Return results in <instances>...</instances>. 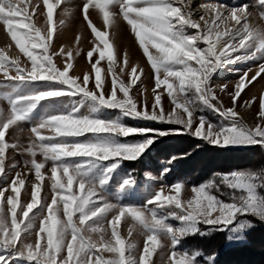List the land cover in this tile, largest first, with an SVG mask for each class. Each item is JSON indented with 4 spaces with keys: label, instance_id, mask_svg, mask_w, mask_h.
<instances>
[{
    "label": "snow or ice",
    "instance_id": "snow-or-ice-1",
    "mask_svg": "<svg viewBox=\"0 0 264 264\" xmlns=\"http://www.w3.org/2000/svg\"><path fill=\"white\" fill-rule=\"evenodd\" d=\"M22 2L0 0V23L16 48L30 61V67L22 66L19 56L9 59L0 49V71L7 78L6 82H0V100L9 106L7 110L0 108V179H8L5 161L9 159L6 152L11 148L30 156L24 160V167L34 171L35 181H29V187H25L28 177L17 171L11 183L0 188V264H11L14 258L26 260L29 264H152L151 257L162 237L171 241L172 264H200V257H203V264H215L214 255L204 256L201 251H177L176 248L183 238L204 234L201 224L227 232V239L233 242L246 239L249 230L257 226V221L264 224V194L258 191L264 189V170L214 173L205 183L193 185L191 198L183 202L180 197L186 182L176 181L167 185L175 195H166L163 186L159 191L154 189L155 176L151 177L153 183L149 184L150 196L142 206L112 204L103 193L110 174L120 163L138 159L160 135L188 133L220 147L264 146V124L249 126L236 111V103L243 90L264 73V63L251 78L247 71L241 75L235 91L229 93L232 107H224L211 83L213 74L225 64L264 59V25L250 23L252 14L247 4L232 7L204 5V14L197 20L190 7L191 0H86L83 4L85 20L99 41L87 52L95 73L96 89L89 90L91 73H85L82 79L69 75V69L73 67L71 50L66 53L68 59L63 61L65 66L62 70L53 62V56L61 58L65 50L61 48L59 52L49 54V49L54 48L52 42L56 32L54 12L61 0H42V5L40 0L30 5L29 0L21 7ZM29 5L32 15L42 21L40 26L33 22L28 12ZM90 6L102 14L105 29L116 24L117 16H122L130 25L155 73V86L152 88L155 99L151 108L146 101L138 107V101L130 95L132 86L143 73L142 68L138 73L137 66L131 67L129 83L113 75L111 89L106 91L98 65L106 58L108 72H114L113 61L119 53L109 43L108 31L98 30L88 19ZM256 6L262 10L260 16L264 18V0H257ZM63 11L68 14L67 8ZM59 24L63 25L64 20ZM189 29L195 31L189 34ZM94 53H98V58L92 62ZM123 60L126 65L127 53ZM9 69H13L15 75L10 76ZM120 73L126 74L124 67L120 68ZM37 81L59 86L20 94L21 86ZM161 88L167 92L173 105L167 112L161 106L162 94L157 91ZM226 88L227 85L221 86L220 91ZM118 91L123 93L122 98H118ZM59 96H80L82 101L70 110L34 124L31 133L35 139L30 140L26 148L6 142L9 129L27 121L40 101ZM86 101L91 102L92 109L81 115L80 107ZM254 101L255 97L245 103ZM260 105L259 116L264 117V95L260 97ZM100 107L118 109L122 114L137 119L182 127L168 130L130 128L118 121L98 118L94 113ZM205 109L216 112L221 121L214 124L203 115L196 117L197 112ZM45 128L54 129L55 135H42L40 130ZM86 134H91L92 138L77 139ZM135 134L146 138L132 144L113 139ZM38 154L43 157L39 162ZM177 159L174 156L165 163L171 165ZM49 161L50 203L41 197L45 179L42 169ZM109 161L111 163L103 167L102 178L93 179V171ZM16 167L15 163L10 165V169ZM170 171V167H164L160 177H165ZM221 185L231 191L227 194L221 192ZM134 186L135 179L129 175L120 184L121 189ZM22 189L30 198L24 203L21 202ZM224 195H227V201L220 198ZM153 204L160 209L174 205L179 211L158 213L149 207ZM34 209L38 211L34 212ZM109 212L115 214L108 221L111 233L110 238H106L104 222ZM125 216H130L143 230L142 252L136 243L120 234L119 224ZM170 217L180 221V226L168 223ZM128 236H132V229H129ZM32 237L34 241L30 242ZM105 253L110 255L106 257Z\"/></svg>",
    "mask_w": 264,
    "mask_h": 264
},
{
    "label": "rangeland",
    "instance_id": "rangeland-1",
    "mask_svg": "<svg viewBox=\"0 0 264 264\" xmlns=\"http://www.w3.org/2000/svg\"><path fill=\"white\" fill-rule=\"evenodd\" d=\"M29 2V0H23L21 3V7L24 6V3ZM86 0H61V4L56 8L54 12V23L56 25V32L54 35V48L49 49V54L51 55L53 52H59L61 48L65 51L62 54L61 58H57L53 56V62L61 68H64V60L68 59L66 53L68 50H71L73 56L71 58V63L73 67L69 69V75L74 77L83 78L85 73H91L89 78L88 88L89 90L95 89V73L91 67V63L89 58H87V52L91 51L99 41L96 40V37L91 31V28L88 26V21L85 20V13L83 11V4ZM187 2V0H186ZM31 3H36V0H30ZM42 5V0H40ZM224 5L226 7L232 6H241L247 4L249 6L248 11L252 14L250 17V23L255 26L264 25V18H261L260 12L262 11L260 8L256 6L257 0H191V9L194 13V18L199 20V16L204 14V5ZM29 5L28 12L32 15V8ZM68 9V14L65 15L63 9ZM118 11V9H117ZM88 19L91 23L100 31H108V41L113 44L114 51H118L119 56L114 58L113 68L114 72H108V64L109 62L105 58V60L101 61L98 65L101 67V80L102 83L106 85V91H110L111 89V80L113 75H116L119 80H123L125 83H129L132 78L130 74V70L132 66L138 67L139 69H143V73L140 74V80L136 81V84L132 86L130 90V95L134 97L135 100L138 101V107H142L144 102L146 101L149 108H151L152 103L154 102V95L152 93V88L155 86V73L151 68V65L147 61V57L143 54V50L140 48L138 41L135 38V34L131 31L130 25L127 24L126 21L123 20L122 16L116 17V24L114 26L108 27L105 29L103 25V17L102 14L99 13L98 9L90 6L88 10ZM32 20L38 26L41 25L42 21L37 19L35 15H32ZM64 20V24L60 25L59 21ZM202 23V22H201ZM223 27V26H222ZM189 34H192L195 30L189 29ZM115 33V35L113 34ZM79 37V40H77ZM11 44V47H9ZM201 46H204L201 43ZM100 47H103L101 44ZM0 49H3L9 59L19 56L20 63L22 66L28 65L30 67V61L27 60L26 57L22 53H20L19 49L16 48L14 42L11 41L10 37L7 36L6 30L2 23H0ZM155 52L154 49H152ZM79 53V54H77ZM127 53L128 55V63L125 65L123 56ZM239 54V53H238ZM98 58V53H94L91 61L94 62ZM264 63V59L250 60L242 63H228L221 67L216 73L213 74L211 78V83L214 89H216V94L219 100L223 103L225 108L232 107V100L229 93H233L235 91V86L238 83L241 75L244 72H248V77L251 78L256 72L259 70V65ZM195 66V65H194ZM125 68L126 74L120 73V68ZM251 69V71H249ZM9 75H15V71L13 69H9ZM105 76H107V80L105 81ZM7 78L4 75L3 71H0V82H6ZM142 81V82H141ZM227 85L225 91H220V87ZM59 85L49 84L48 82H31L21 86L20 94H30L38 91H45L49 87H58ZM147 89V91H142ZM2 91V89H0ZM161 93V106L167 112L171 110L173 107L171 100L167 96V92L163 90V88L157 90ZM118 98L123 97V93L117 92ZM264 95V73H261V76L257 77L255 81H253L248 87H246L241 93L240 98L236 103V111L239 113L240 117L243 121L249 126H254L256 124H264V117L259 116V112L261 110L260 105V97ZM255 97V101L246 104L245 102L253 101ZM82 98L80 96H59L54 97L48 100L40 101L37 107L32 112L30 118L27 121L19 122L18 126H12L8 133H6V142L8 143H18L26 148L30 142V140L35 139V135L31 133V128L34 124H38L41 120L46 117L56 115L61 112H65L70 110L73 105L81 104ZM215 103V102H214ZM91 102H84L80 107V114H88L92 109ZM0 108H4L7 110L9 108L6 101L0 100ZM98 118L102 120L109 121H118L124 126L130 128H138V129H160V130H168V129H180L182 126L176 124H167L161 123L151 120L145 119H137L127 115L122 114L118 109H110L107 107H100L94 113ZM196 117L203 115L208 121L217 124L221 121V117L211 109H205L203 112H197ZM41 134L45 136L55 135V130L50 128L41 129ZM151 133L149 132V135ZM137 136V137H132ZM140 136V137H139ZM175 137V138H171ZM91 134H86V136L79 137V140H87L91 139ZM144 135H131L127 137H114L113 139L119 143H136L145 140ZM164 138L165 141L168 142L173 141L174 144H178L182 147L184 141H192L194 146H213L218 149H221L225 152L228 150H241L247 148H258L261 147L264 150V146L262 145H251V146H228V147H220L215 146L212 143H209L206 140L199 139L194 135L185 133V134H171V135H160L157 139H155L154 143L138 158L135 160H123L119 167L116 168L114 172H112L108 178V183L104 185L103 193L105 198L109 203L117 204V205H131V206H142L147 198H149V184L153 183L151 177L155 176L156 181L154 183V189L159 191L160 188L164 187L165 194L175 195L174 192L171 191L167 185L174 183L176 181H184L186 182V187L181 192V200L182 202L186 199L191 198V187L193 185H200L203 182L192 183L190 180H187L185 177L182 179H178L174 177L176 175V171L171 169L170 173H168L165 177H160V171L165 167L163 166V160L159 158L156 154H154V150L152 147L155 143L162 141ZM185 141V142H186ZM173 144V145H174ZM166 146V145H165ZM149 151V159L150 155H152L151 160L148 161L150 168H146L140 170L138 172V177L135 178L134 172L127 171L124 167L125 162L127 161H136L145 157V153ZM206 152V151H205ZM154 154V155H153ZM221 155L219 158H216L215 161L211 160L213 165H217L220 167L221 164H227V159H223ZM5 165L6 170H8V179L7 181L0 179V188L6 187L11 183L12 178L15 176L16 172H21L22 176L27 175L28 179L26 180L25 187H29V181H35L34 171H29L28 168L24 167V160L30 159V156L21 151H16L14 149L9 148L6 152ZM38 162L43 159L39 154L37 155ZM206 155L201 156L200 162L198 165L204 164L207 162ZM148 159V158H147ZM79 160V158H76ZM235 160V159H234ZM237 159L235 160V162ZM15 163L17 167L15 169H10V165ZM109 162H105L104 165L95 169L93 171V179H101V172L103 171V167L106 166ZM51 161L46 164L45 169H42V173L45 176L44 179V187L41 191V197L45 198L48 203L51 202V182L48 177L51 176L50 172ZM230 170L228 172H231ZM225 172V173H228ZM150 174V175H146ZM129 175L130 178L135 179V186L130 188L121 189L120 184L123 178ZM170 179V180H169ZM210 180V178L208 179ZM207 180V181H208ZM10 191V189H9ZM260 193L264 191V189L258 190ZM7 195V193H6ZM29 197L24 195V190H21V202L29 201ZM187 205L185 204V207ZM151 208H155L158 213L167 214L173 210L179 211L175 209V206H165L163 209H160L158 205L153 204L149 205ZM34 212L38 211V209H34ZM115 213L109 212L105 218V227L107 228L106 238H110L111 228L108 227V221H110ZM213 215H216L214 213ZM168 223L173 225L174 227L180 226V221H177L173 218H169ZM39 225V220H37V227ZM129 229H132V236H128ZM119 231L123 238L126 240H131L136 243L140 252L143 251V244L145 240V236L143 235V230L140 226L130 217L125 216L121 218L119 224ZM227 234V232H226ZM228 235V234H227ZM95 238V237H94ZM244 239L239 241H229L228 244H239L243 242ZM34 241V237L30 238V242ZM177 251L184 250L181 245H178L176 248ZM173 251V247L171 245V241L168 238L162 237L160 240V244L156 246V251L151 257L152 264H172L170 257ZM110 254L105 253V256H109ZM139 253H137V256ZM178 258V257H177ZM200 264H203V261L198 258ZM11 264H29L26 260H19L18 258H14Z\"/></svg>",
    "mask_w": 264,
    "mask_h": 264
},
{
    "label": "trees",
    "instance_id": "trees-1",
    "mask_svg": "<svg viewBox=\"0 0 264 264\" xmlns=\"http://www.w3.org/2000/svg\"><path fill=\"white\" fill-rule=\"evenodd\" d=\"M185 141L181 147L174 144L173 141L168 142L163 138L152 147L154 154L163 160V166L174 168L176 175L173 178L182 179L185 177L192 183H205L213 177L214 173H225L230 170H264V150L261 147L225 152L213 146L197 147L192 141ZM145 154V157L139 160L127 161L124 164L127 171L134 172L135 178L138 177L140 170L150 168L148 161L151 160L152 155L149 159V151ZM203 155L209 158L204 164L198 165ZM221 155H223V159H227V164H221L220 167L213 165L214 162L212 163L211 160L215 161ZM174 156L178 159L171 165H167L165 162ZM234 159L237 161L235 162ZM220 191L227 194L231 190L221 185ZM214 194L220 195L215 192ZM220 198L226 201L228 199L227 195L220 196ZM249 219L254 218L249 217ZM200 228L204 234L190 235L182 239L180 245L183 249L201 251L204 256L214 255L215 264H264V224L257 221V226L249 230L247 238L243 242L233 245L228 244L226 232L217 231L212 226L204 224H201ZM200 259L203 261V257Z\"/></svg>",
    "mask_w": 264,
    "mask_h": 264
}]
</instances>
